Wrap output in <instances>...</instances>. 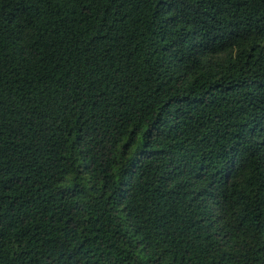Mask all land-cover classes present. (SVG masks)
<instances>
[{
	"label": "trees",
	"instance_id": "obj_1",
	"mask_svg": "<svg viewBox=\"0 0 264 264\" xmlns=\"http://www.w3.org/2000/svg\"><path fill=\"white\" fill-rule=\"evenodd\" d=\"M0 264H264V0H0Z\"/></svg>",
	"mask_w": 264,
	"mask_h": 264
}]
</instances>
